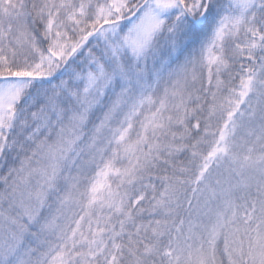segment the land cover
Listing matches in <instances>:
<instances>
[{
	"label": "snow or ice",
	"instance_id": "6c2138e0",
	"mask_svg": "<svg viewBox=\"0 0 264 264\" xmlns=\"http://www.w3.org/2000/svg\"><path fill=\"white\" fill-rule=\"evenodd\" d=\"M0 264H264V0H0Z\"/></svg>",
	"mask_w": 264,
	"mask_h": 264
}]
</instances>
